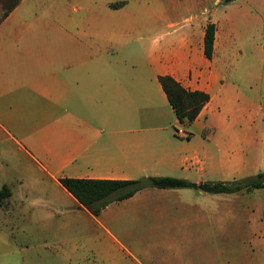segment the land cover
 Returning a JSON list of instances; mask_svg holds the SVG:
<instances>
[{
  "label": "crops",
  "instance_id": "0c3cea01",
  "mask_svg": "<svg viewBox=\"0 0 264 264\" xmlns=\"http://www.w3.org/2000/svg\"><path fill=\"white\" fill-rule=\"evenodd\" d=\"M59 3L64 8L66 2ZM30 5L0 0V15L7 12L0 24V133L29 159L40 186L48 179L85 209L61 178H179L176 172L184 171L191 181L193 168L201 175L264 172V102L251 82L260 76L249 71V85L237 82L231 67L236 29L226 39L212 19L173 21L170 4L141 18L127 0L73 9L54 19V34L44 35L36 28L27 32L46 27L38 16L29 19ZM208 23L217 25L212 59L204 53ZM141 27H158L159 33L145 39L135 35ZM161 76L211 97L192 124L182 125L193 130L182 129L187 137L161 134L175 115ZM192 134H201L204 143L188 153ZM146 189L118 202L138 201Z\"/></svg>",
  "mask_w": 264,
  "mask_h": 264
},
{
  "label": "rangeland",
  "instance_id": "374dc122",
  "mask_svg": "<svg viewBox=\"0 0 264 264\" xmlns=\"http://www.w3.org/2000/svg\"><path fill=\"white\" fill-rule=\"evenodd\" d=\"M28 1L32 7L27 10L29 19L38 16L46 27L33 25L27 32L36 28L47 35L54 34L50 26L54 19L71 14L73 9L90 3L120 5L127 0H63L64 8L60 7L62 0ZM128 1L141 18L170 4L173 21L212 19L226 39L236 29L231 59L235 78L246 87L248 72H258L256 83L252 76L251 82L264 102V53L258 49L260 45L264 48V0L231 4L225 0ZM158 33V27H141L135 35L150 39ZM176 128L193 133L173 114L161 134L172 136ZM192 135L185 149L188 153L201 150L204 143L201 134ZM31 165L0 133V189L8 185L14 193L10 201L0 203V264H264V189L214 195L196 189L147 188L138 201L113 202L101 216L94 217L86 209L76 208L65 191L48 179L46 186H40L39 173ZM176 173L179 178L186 174ZM190 173L191 182L198 184L257 175L253 170L232 176L201 175L194 168ZM106 229L128 250L118 246Z\"/></svg>",
  "mask_w": 264,
  "mask_h": 264
},
{
  "label": "trees",
  "instance_id": "16d2710c",
  "mask_svg": "<svg viewBox=\"0 0 264 264\" xmlns=\"http://www.w3.org/2000/svg\"><path fill=\"white\" fill-rule=\"evenodd\" d=\"M234 1L236 0H225L227 4ZM6 16L7 12L0 15V24ZM216 33L217 25L208 23L204 38V53L208 59H212L214 56ZM159 81L175 112L178 123L181 125L192 124L211 99L210 95L205 92L186 90L171 76H161ZM60 183L92 215L100 216L102 211L113 202L129 199L146 188L196 189L214 195H229L264 189V172L244 180L204 182L201 184L174 177H145L138 180L61 178ZM10 195V188L6 185L3 186L0 189V203L5 202Z\"/></svg>",
  "mask_w": 264,
  "mask_h": 264
},
{
  "label": "built area",
  "instance_id": "2783aa9c",
  "mask_svg": "<svg viewBox=\"0 0 264 264\" xmlns=\"http://www.w3.org/2000/svg\"><path fill=\"white\" fill-rule=\"evenodd\" d=\"M177 133L180 135V136H184V137H187V133L185 131H183L182 129L178 130Z\"/></svg>",
  "mask_w": 264,
  "mask_h": 264
}]
</instances>
